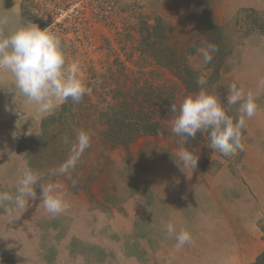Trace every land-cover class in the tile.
Instances as JSON below:
<instances>
[{"label":"rangeland","instance_id":"1","mask_svg":"<svg viewBox=\"0 0 264 264\" xmlns=\"http://www.w3.org/2000/svg\"><path fill=\"white\" fill-rule=\"evenodd\" d=\"M23 2L42 29L61 39L67 64L79 62L78 76L91 91L77 103L82 105L80 109L72 106L70 114L74 115L65 114L45 129L42 122L57 115L61 106L42 118L40 134L34 138L47 135L46 152H42V142L17 141L23 172L31 168L41 174V184L57 185L69 207L59 215L49 214L41 202L39 184L34 186L36 198L29 199L25 211L9 212L0 206V264H252L264 254V134L260 119L264 118V0H210L204 5L207 18L221 27L231 53L217 72L204 68L199 53L189 57L190 67L206 77L203 89L215 94L234 119L238 105H227L230 83H236L246 96L251 93L258 110L254 117L246 118L243 151L221 156L208 147V138L192 150L198 156L196 169L185 168L178 157L181 149L160 136L138 138L128 149L104 150L97 136V112L112 102L109 90L115 84L109 78L117 69L115 62L125 68V77L119 82L125 79L126 86L147 88L171 77L165 72L163 76L152 74L153 67L140 59L136 47L142 22L153 24L159 17L171 25H189L182 12L190 17L192 9L200 6L191 0ZM61 3L64 5L59 6ZM73 9L78 15L71 17ZM61 11H65V19L59 16ZM192 34L195 36L193 32H174L173 40L182 43L192 39ZM90 106L93 120L86 124ZM72 121L78 123L75 134L86 131L91 142L82 154L81 167H76L79 171L70 173L68 185L67 175L52 173L62 164L57 136H64ZM67 136L72 137L64 141L69 148L74 138L71 132ZM18 144L29 158L18 151ZM162 154L167 155L168 165L185 176L177 173L170 178L169 171L160 170L156 164ZM15 190L10 174L2 177L0 191ZM169 202L175 204L171 213L179 219L174 222L176 230L185 229L192 236V243L179 250L164 231L169 223ZM205 226L220 235L217 249L223 252L199 244ZM157 236L165 238L159 242Z\"/></svg>","mask_w":264,"mask_h":264},{"label":"clouds","instance_id":"2","mask_svg":"<svg viewBox=\"0 0 264 264\" xmlns=\"http://www.w3.org/2000/svg\"><path fill=\"white\" fill-rule=\"evenodd\" d=\"M217 50L215 44L197 49L204 64L212 60V54ZM80 70L78 61L67 64L61 39L46 28L41 29L33 23H21L7 35L0 33V71L11 74L16 94L36 105V111L41 116L52 114L60 104L69 99L79 103L91 91L79 78ZM206 83L205 76L197 78L198 85ZM228 89L227 105H238L235 119L227 114L215 94L208 93L203 88L198 93L185 97L179 108L171 104L170 110L175 114L171 131L181 137L183 144L189 138L195 139L198 132H206L210 141L208 147L219 155L227 157L237 150L243 151L242 130L246 127V118L251 119L256 115L258 105L254 96L251 93L246 96L236 83H230ZM31 134L32 131L26 133ZM90 142L89 134L79 131L71 146V154L52 174L67 175L70 178V170L76 167L82 154L90 147ZM178 157L185 168L196 169L198 156L192 151L182 148ZM41 179V174L26 168L17 181L15 193L0 191V206L9 212L15 209L25 211L29 199L36 198L34 186L39 184L44 209L53 216L63 213L69 204L58 191V186L52 183L41 184ZM164 231L167 238L175 240L178 250L185 244L192 243L190 232L185 229L177 231L171 222L165 225Z\"/></svg>","mask_w":264,"mask_h":264},{"label":"trees","instance_id":"3","mask_svg":"<svg viewBox=\"0 0 264 264\" xmlns=\"http://www.w3.org/2000/svg\"><path fill=\"white\" fill-rule=\"evenodd\" d=\"M194 5L200 6L198 10L192 9V14L187 17L185 11L182 17L186 21L191 22L189 25L177 23L171 25L164 22L161 18H154L153 24L142 22L139 28V42L136 51L140 59H145L147 64L153 67L152 74L163 76V73L170 74L171 77L166 79L162 84L145 86H126L127 81L120 84V78L125 77L124 66L115 62L117 69L110 74L109 80L115 85L109 90L112 102L107 103L97 112V122L99 126L98 139L104 150H114L116 148L128 149V147L138 138L149 136H160L171 141L174 146L179 149L187 148L189 151L195 147L207 143L208 134L198 132L195 139L189 138L186 143H182L181 137L171 131L174 113L171 112V104L177 105L187 96L198 93L203 86L197 84V78L200 72L192 69L188 63V59L192 55L198 54L197 49L206 47L208 44H215L218 50L212 54L213 58L205 64V69H213L215 72L220 70L223 63L229 57L231 50L226 48V41L222 36V29L214 24L206 16V8L204 5L210 0H191ZM189 19V20H187ZM184 22V21H183ZM174 32H184V34H192V39L177 43L173 39ZM153 81V80H152ZM86 96V95H85ZM86 98V97H85ZM72 106L81 108L82 105L74 103L70 99L64 102L57 115L51 116L42 122V127L49 124H56L61 121L65 114H70ZM89 109H86V124L93 120ZM93 110V109H91ZM95 112V111H94ZM65 122V121H64ZM75 127L78 123L71 122L64 136L58 135L59 155L61 163L65 162L71 154V146L75 143L76 134ZM71 132L74 140L69 143V148L64 145V141H68L72 137L67 136ZM47 135L42 134L39 138H21L22 143L38 144L42 142V152H46L49 146L46 141ZM19 141V142H20ZM21 145V144H20ZM18 151L29 158V153L21 151L18 144ZM51 153V152H50ZM53 154V153H52ZM82 158V156H81ZM81 158L77 162L76 167L80 166ZM74 168L70 173L74 175L79 169ZM81 167V166H80ZM92 172V171H91ZM88 180L90 173H87ZM71 179L65 176L67 181ZM252 264H264V254H260Z\"/></svg>","mask_w":264,"mask_h":264},{"label":"crops","instance_id":"4","mask_svg":"<svg viewBox=\"0 0 264 264\" xmlns=\"http://www.w3.org/2000/svg\"><path fill=\"white\" fill-rule=\"evenodd\" d=\"M3 20L7 21L0 23V33L4 35L14 31L21 23H33L42 29L40 23L24 9L23 0H0V21ZM0 85V181L10 174L17 184L24 169L17 152V141L38 136L42 118L54 114L62 104L52 114L41 116L36 111V105L16 94L14 79L9 72L0 71ZM28 131L32 134L26 135ZM174 205L167 203V209L170 208L168 215L173 213L171 209Z\"/></svg>","mask_w":264,"mask_h":264},{"label":"bare ground","instance_id":"5","mask_svg":"<svg viewBox=\"0 0 264 264\" xmlns=\"http://www.w3.org/2000/svg\"><path fill=\"white\" fill-rule=\"evenodd\" d=\"M11 84V83H10ZM0 86H2V85H0ZM5 90V89H4ZM3 93V92H2ZM261 119V122H262V129H263V134H264V118H260ZM257 124H260V123H258L257 122ZM255 132V131H254ZM256 133V132H255ZM254 135V134H253ZM258 135V134H257ZM163 155V157H161V161L160 162H158L156 165L157 166H159V168H160V170H162L163 172H166V171H169L168 172V176L171 178V177H173V175H175V174H177V173H180V174H183L184 176H185V174H184V172L183 171H178L177 170V168H175V166H171V165H168L170 162L169 161H166V158H164V157H166L167 155L166 154H162ZM182 166V165H181ZM158 168V167H157ZM177 171H176V170ZM244 171V170H243ZM158 174V173H157ZM156 175V174H155ZM156 176H158V175H156ZM260 177V176H259ZM160 179V178H159ZM164 180V179H163ZM148 217V216H147ZM167 219H168V222H171V223H173L174 224V222H176L177 220H179L178 219V217L176 216V215H173V214H171L170 216H169V218L168 217H166ZM184 221H186V219L184 218V219H182V220H180V223L183 225V223H184ZM155 222H157V221H155ZM179 223V224H180ZM246 225V224H245ZM176 227V226H175ZM245 227V226H244ZM243 227V228H244ZM205 231H204V234H203V237L201 238V240L199 241V239H198V241H199V244H201V245H203V247L204 248H207V246H209V245H213V247L214 248H218L219 247V244H218V238L220 237V235L218 234L217 235V233H211V230H213L214 231V229H211V227L210 226H205ZM244 231V230H243ZM221 232V231H220ZM123 238V237H122ZM165 238V237H164ZM164 238H162V236H157V240L159 241V242H161V241H163L164 240ZM234 239V238H233ZM203 249V248H202ZM233 250V249H232ZM217 253L219 254L220 252H223V251H220V249H217ZM208 253V252H207ZM222 255H224L223 253L222 254H220V256H222ZM218 256V255H217ZM94 257V256H93ZM142 260H147V258H144V259H142Z\"/></svg>","mask_w":264,"mask_h":264},{"label":"built area","instance_id":"6","mask_svg":"<svg viewBox=\"0 0 264 264\" xmlns=\"http://www.w3.org/2000/svg\"><path fill=\"white\" fill-rule=\"evenodd\" d=\"M64 3H65V2H64ZM64 3L59 4V6L64 5ZM74 3H75V2H73V4H74ZM67 5H68V4H67ZM70 7H71V6H70ZM65 11L67 12L68 10H65ZM65 11H61L60 14H59V16L62 17L63 19H65V17H66V13H65ZM69 14H70L71 17H74V16H77V15H78V11L73 9V10H70Z\"/></svg>","mask_w":264,"mask_h":264}]
</instances>
